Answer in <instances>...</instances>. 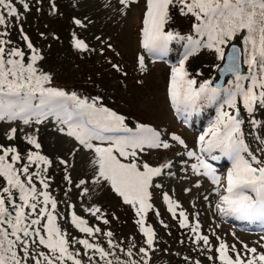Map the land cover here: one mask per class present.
<instances>
[{
    "label": "snow or ice",
    "instance_id": "obj_1",
    "mask_svg": "<svg viewBox=\"0 0 264 264\" xmlns=\"http://www.w3.org/2000/svg\"><path fill=\"white\" fill-rule=\"evenodd\" d=\"M131 2L119 0L125 8ZM14 3L17 0H0V9L5 10L7 17L13 18L7 21L5 14H0V26L7 28L11 23L15 27V21H19L20 13L13 7ZM19 3L24 11L29 10L30 6L23 0ZM170 7L178 8L181 15L195 17L197 23L193 29L199 38L191 35L181 37L173 31H165ZM52 10L55 11V7ZM74 22L82 26L79 20ZM241 32L244 33L243 62L247 65V75L241 72L240 50L232 47L226 54L223 47ZM7 35V31H0V37ZM21 35L31 52L27 58L19 48L7 47L11 40L0 39V121L22 120L24 124H29L34 119L35 123H40L42 118L54 116L67 129L64 134L92 153L93 176L89 178L92 183H106L123 204L134 211V222L144 238L145 247H139L137 253L132 251L136 248L135 243L127 249L120 248L113 241L111 231L89 226L88 221L75 212L69 214L70 223L87 238L72 236L61 229L57 224V201L47 191L50 183L44 175L51 162L38 151L40 143L34 137L25 135L24 139L31 148L25 149L24 153L16 146L0 145V226H7L0 227V264H28L29 261L32 264H83L81 256L87 257L91 264H114L110 259L112 256L117 257L115 264H140L134 258L136 254L141 256L142 264H149L145 257L149 256V250H155L156 236L153 227L146 225L145 220L153 210L149 189L153 186V178L161 176L172 165L164 163L154 167L140 162V157L146 150L169 149L170 144L151 127L138 124L135 129L129 128L122 115L100 106L97 98L89 101L75 93L45 87L51 78L35 66L42 57L22 29ZM140 36L141 47L157 58L167 54L173 40H186L183 55L171 69L168 87L170 102L182 114L216 105L215 119L199 135L197 145L201 152L219 150L231 160V168L222 180L202 156L187 151L188 157L196 156L198 161L191 165L192 171L197 176H211L212 183L217 186L214 189L218 196L215 207L222 215L264 222V158L256 155L245 143L242 129L245 120L241 116L242 108L248 114L251 126L256 127L259 122L253 118L254 112L257 108L264 109V0H146ZM73 47L86 51L88 45L73 37ZM201 48L214 51L216 58L224 61L222 66L215 67L223 75L234 77L228 81L229 87L214 86L211 79L198 82L190 76L185 62ZM138 64L143 70V56L138 58ZM200 75L202 73L197 70L196 76ZM16 132V128L9 129L5 138L13 140ZM171 140L187 148L180 137L173 134ZM260 143L264 145V140ZM257 151L264 154V147ZM59 163L67 166V161L63 159ZM41 165L45 167L41 168ZM33 166L36 170L30 171ZM65 180L72 183L68 176ZM86 182L80 179L75 186L79 188ZM37 184L44 190H40ZM195 186L199 187V184ZM188 191L190 189H185V192ZM86 192L87 189H84L81 194ZM162 199L172 218L179 217V227L190 228L194 234L192 243L202 241L208 246V251H213L208 236L200 234L199 222L190 225L185 211L177 213L180 205L167 193ZM84 211L105 225L109 223L99 207H87ZM59 218L69 220L68 216ZM96 234L108 238L107 248L89 239ZM32 244L46 251L33 255ZM260 247L264 248V244ZM114 249L128 259H120ZM214 250L216 256L208 257L213 264L217 260L220 264H264V252H258L255 247L245 245L244 256L236 251L234 245L230 250L223 242ZM229 251L235 254L234 258Z\"/></svg>",
    "mask_w": 264,
    "mask_h": 264
},
{
    "label": "rangeland",
    "instance_id": "obj_2",
    "mask_svg": "<svg viewBox=\"0 0 264 264\" xmlns=\"http://www.w3.org/2000/svg\"><path fill=\"white\" fill-rule=\"evenodd\" d=\"M23 2L30 6L28 11H24L19 0L13 4L20 13V19L15 21V27H12L11 23L7 28L0 26V31L9 33L0 39L12 41L8 48H19L25 52L26 58L31 55L26 42L22 39V29L23 34L29 37V41L42 57L35 66L40 72L50 76L48 82L51 84L50 87L71 88L67 92L57 87L68 94L77 95L82 91L78 96L89 101L97 98L100 106L122 115L129 128L135 129L138 124L151 127L160 132L161 138L170 144L169 149L146 150L140 157V162H147L154 167L164 163L172 165L170 169H165L161 176L153 178V186L149 189L153 210L147 214L145 220L146 225H151L156 233L153 246L155 250H149V256L145 257L149 260V264H197V262L213 264L208 257L216 256L214 249L221 242L230 250L234 245L242 256L245 255V245L257 248L258 252H264V248L260 247L264 244V236L255 238L226 227L217 215L214 188L204 183L203 176H197L192 171L191 165L198 163L196 156L203 157V152L197 145V138L203 131V127L199 130L198 125L204 123L200 121V124L196 120L197 124H195L193 113L185 122L184 118H180V113L174 112L169 99L171 69L177 64L176 58L180 57L182 51L178 50L180 39L173 40L169 44L171 51L165 61L155 60L141 47L140 30L146 11V0H132L127 8L121 5L119 0H23ZM53 7L55 11L52 10ZM0 14H5L7 21L13 19L6 16L4 9H0ZM76 20H79L82 26H78L74 22ZM196 23L194 16L181 15L178 8L170 7L165 31L199 38L195 36L193 29ZM243 36L244 33L241 32L228 40L223 46L224 50L230 43H234L240 46L243 54L245 48ZM73 37L85 41L88 45L89 54L80 55L85 57V64L69 60L67 48ZM141 56L144 57L143 70L138 64V58ZM219 64L220 60L216 58L214 51L201 48L188 58L185 67L190 76L195 77L198 82L207 79L213 81L216 78L215 66ZM114 65L117 67H113ZM243 66L247 75V65L244 62ZM78 70L80 75L77 74ZM197 70L202 75L196 76ZM84 73L94 77V80L84 79L93 82L94 92L83 90V86L86 85L82 80ZM204 109L202 107L198 112L201 114L200 118H211L208 115L212 113ZM213 116H216V112ZM241 116L245 120V124L242 125L245 143L250 150L262 158L264 154L257 149L264 147L260 143V140H264V109L257 108L254 112L253 118L259 122L256 127L251 126L248 114L242 108ZM54 118V116L42 118L40 123H35L33 119L29 124H24L22 120L0 121V145L16 146L21 153H24L25 149L31 148L24 139L25 135L34 137L40 143L41 148L38 151L51 162L47 172L44 173L50 183L47 191L57 201L59 217H69L68 221L58 217L57 224L61 229L71 233L72 236L87 238L70 223L69 214L75 212L87 220L89 226L100 227L105 232L111 231L113 241L120 248L127 249L135 243L136 248L132 251L137 253L138 248L145 247V244L134 222L136 219L134 211L130 206L123 204L122 199L111 190L109 185L104 182L92 183L89 179L93 176L92 153L83 149L75 139L64 134L67 129L54 121ZM11 128H16L17 132L15 138L9 141L5 138V133ZM62 128L64 131H61ZM173 134L183 139L187 148L172 141ZM187 151L195 152L196 156L188 157ZM212 152L206 153L211 156ZM60 159L67 161V166L60 164ZM205 162L207 163L206 159ZM43 167L45 166L41 165V168ZM35 170L34 166L30 169V171ZM65 176H68L72 183L65 180ZM80 179H85L87 182L77 188L75 185ZM196 184H199V187H196ZM37 187L44 190L39 184ZM84 189H87V192L82 195ZM185 189L190 191L185 192ZM164 193L179 203L177 213L181 210L185 211L190 225L199 222L200 234L208 236L213 251H208V246L202 241L192 243L194 234L190 228H180L179 217L174 220L167 211L162 199ZM205 196L208 197L207 200L204 199ZM69 205L72 207L69 208ZM93 206L101 209L103 217L109 221L107 225L84 211L85 208ZM156 212L160 215L156 216ZM89 239L107 248L108 238L102 234H96ZM76 248L80 246L76 245ZM31 250L33 255L46 251L37 244H32ZM113 251H116L120 259H128L118 249ZM229 255L234 258L235 254L229 251ZM79 258L83 264H91L87 257ZM116 258V256L110 257L114 264ZM134 258L142 264L139 254L134 255ZM28 264L32 262L29 261ZM215 264L220 262L217 260Z\"/></svg>",
    "mask_w": 264,
    "mask_h": 264
},
{
    "label": "trees",
    "instance_id": "obj_3",
    "mask_svg": "<svg viewBox=\"0 0 264 264\" xmlns=\"http://www.w3.org/2000/svg\"><path fill=\"white\" fill-rule=\"evenodd\" d=\"M67 53H68V55H69V60H72V62H74V63H82V64H85V62H84V58L82 57V56H80V55H85V54H89L88 53V51L86 50V51H80V50H77V49H75L74 47H73V44H71L68 48H67ZM77 74L78 75H80V71L78 70L77 71ZM84 75V77H83V79L82 80H84V79H88V78H92L93 80H94V77L93 76H91L90 74H86V73H84L83 74ZM91 76V77H90ZM77 81H81V79H77ZM84 82H85V84L86 85H84L83 86V90L84 91H91V92H94V89H95V87L93 86V82H88V81H86V80H84ZM52 84H54V83H52ZM51 86V84H49V83H47V85H45V87L46 86ZM58 86H56V87H54L55 89H58L57 88ZM51 88H53V87H51ZM60 88H63L65 91H69V90H71V88L70 89H66L65 87H60ZM59 90H61V89H59ZM82 92V91H81ZM81 92H78L77 93V96H78V94H81Z\"/></svg>",
    "mask_w": 264,
    "mask_h": 264
},
{
    "label": "water",
    "instance_id": "obj_4",
    "mask_svg": "<svg viewBox=\"0 0 264 264\" xmlns=\"http://www.w3.org/2000/svg\"><path fill=\"white\" fill-rule=\"evenodd\" d=\"M232 47H235V48H237L238 50H240V47H239L238 44H234V43H232V44H230V45L225 49V53L227 54L228 52H230L231 49H232ZM240 61H241V72L243 73L244 70H243V67H242V53H241V50H240ZM223 63H224V61H220V64H219V65L222 66ZM230 78H233V76H232L231 74L225 76V75H223V74L220 72L219 68H217V70H216V78L213 80V85H214V86L222 87V86L226 83V81H227L228 79H230Z\"/></svg>",
    "mask_w": 264,
    "mask_h": 264
}]
</instances>
